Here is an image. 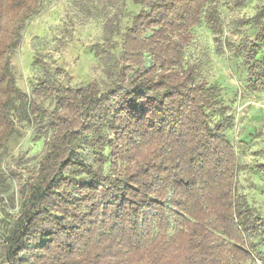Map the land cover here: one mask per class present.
Instances as JSON below:
<instances>
[{
  "label": "trees",
  "instance_id": "obj_1",
  "mask_svg": "<svg viewBox=\"0 0 264 264\" xmlns=\"http://www.w3.org/2000/svg\"><path fill=\"white\" fill-rule=\"evenodd\" d=\"M128 2L138 10L124 26L107 16L96 45L108 86L51 82L42 89L55 98L49 110L22 92L9 58L39 0H0V149L15 113L51 134L21 188L20 213L0 234V264L256 263L250 238L264 241V218L237 196L235 146L213 124L207 86L184 65L202 22L221 44L216 8L212 0ZM249 19L256 30L242 52L252 89L261 91L264 2ZM89 140L94 164L78 155Z\"/></svg>",
  "mask_w": 264,
  "mask_h": 264
},
{
  "label": "rangeland",
  "instance_id": "obj_2",
  "mask_svg": "<svg viewBox=\"0 0 264 264\" xmlns=\"http://www.w3.org/2000/svg\"><path fill=\"white\" fill-rule=\"evenodd\" d=\"M238 1L212 0L222 28L218 34L221 44L215 41L209 24L202 22L194 28L191 45L185 49L184 65L194 69L198 81L207 86L215 105L213 124L220 125L235 146L237 196L264 218V90L252 89L242 52L244 45L250 46L256 30L249 18L264 0ZM38 6L25 20L20 43L9 56L22 92L52 110L54 96L44 98L42 91L51 82L80 88L95 80L105 89L110 80L95 51L103 42L107 16L118 15L124 26L129 22L128 14L138 7L128 0H39ZM116 47L121 50V36H117ZM146 59L150 66L151 59ZM13 116L15 131L0 149V234L7 233L20 213L21 188L29 172L37 169L51 136L38 133L41 123L21 120L18 113ZM96 150L89 140L78 155L94 164ZM106 154V173L110 174L111 149ZM250 239L258 244L255 264H264L261 235Z\"/></svg>",
  "mask_w": 264,
  "mask_h": 264
}]
</instances>
